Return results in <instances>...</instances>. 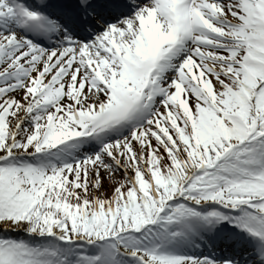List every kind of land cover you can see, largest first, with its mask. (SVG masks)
Listing matches in <instances>:
<instances>
[{"label": "snow or ice", "instance_id": "snow-or-ice-1", "mask_svg": "<svg viewBox=\"0 0 264 264\" xmlns=\"http://www.w3.org/2000/svg\"><path fill=\"white\" fill-rule=\"evenodd\" d=\"M0 264H264V0H0Z\"/></svg>", "mask_w": 264, "mask_h": 264}]
</instances>
